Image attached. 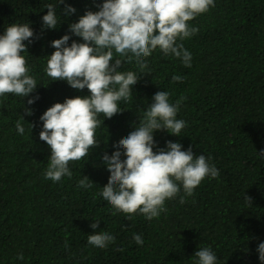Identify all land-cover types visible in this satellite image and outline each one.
Instances as JSON below:
<instances>
[{
    "label": "trees",
    "instance_id": "1",
    "mask_svg": "<svg viewBox=\"0 0 264 264\" xmlns=\"http://www.w3.org/2000/svg\"><path fill=\"white\" fill-rule=\"evenodd\" d=\"M105 0H64L56 8L61 23L45 29L46 5L56 0H0V35L13 23L30 24L34 32L23 53L37 89L27 98L0 96V264H198L200 248H211L217 264H261L257 248L264 243V0H214V7L189 25L199 31L183 41L191 53V67L181 59L164 55L159 48L146 58L142 73L135 60L121 59L120 71L140 76L132 97L120 101L123 111L111 119L99 114L104 124L96 130L99 147L88 156L69 162L72 177L58 182L44 173L50 147L39 139L40 117L55 103L77 96L66 81L46 75L47 57L54 40L69 31L87 11L97 12ZM76 12L65 15L66 7ZM173 76L182 81L173 82ZM158 91L169 93L175 104L181 97L177 119L186 127L178 136L154 132V152L167 142H179L182 150L203 154L218 169L217 178L206 177L191 196L180 193L166 200V211L147 220L140 213L131 219L100 195L110 173L103 164L117 149L113 145L139 125L144 111ZM39 97V99H36ZM35 103L28 105L27 101ZM25 107L32 115L25 114ZM21 121L25 131L18 133ZM34 125L31 130V126ZM122 152L121 160L126 159ZM83 176L94 183L80 188ZM245 195L251 197V206ZM184 196V203L180 197ZM116 212L115 215L113 213ZM99 221L94 231L90 225ZM107 232L114 243L100 249L88 243V235ZM142 235L137 245L135 235ZM122 249V250H121ZM22 254L23 260L17 257Z\"/></svg>",
    "mask_w": 264,
    "mask_h": 264
},
{
    "label": "clouds",
    "instance_id": "2",
    "mask_svg": "<svg viewBox=\"0 0 264 264\" xmlns=\"http://www.w3.org/2000/svg\"><path fill=\"white\" fill-rule=\"evenodd\" d=\"M61 4L64 0L45 6L47 14L42 17L45 29L55 30L61 23L56 12ZM214 6V0H105L99 11H87L77 23L69 25V31L82 38L83 43L73 41L68 46L69 35L52 42L55 51L47 57L46 75L53 81H66L76 90L87 88L90 96L55 103L40 117L43 130L39 139L51 150L44 173L46 179L58 182L64 176L71 178L69 162L79 161L88 156L90 149L99 147L97 128L103 126L105 119L123 111L120 101L131 99L132 87L140 76L133 71H120L123 62L114 58V54L126 57L129 63L135 60L142 73L148 68L146 58L157 48L191 67V53L177 41L195 35L199 29L188 22ZM75 12L70 6L64 10L65 15ZM33 37L28 22L13 23L0 35V96L15 94L27 98L37 89V81L29 75L30 68L23 55L28 53L24 42ZM172 80L179 82L182 77L173 76ZM184 99L181 97L173 104L169 102L168 92H156L135 130L113 145L117 150L111 156L105 153L102 157L110 176L100 195L116 212L126 214L129 219L136 213L149 221L158 218L166 211L165 201L175 198L181 186L185 195L191 196L206 177L214 179L220 175L218 169L209 164L210 158L203 154L195 156L191 147L182 150L179 142L169 141L166 150L153 151L154 132L167 131L179 137L186 127L185 121L176 118ZM27 103L32 105L35 100L29 99ZM24 112L28 116L33 114L27 107ZM99 114L104 115L103 121L98 118ZM21 121H24L22 116L16 128L23 134ZM30 126L32 130L34 125ZM120 149L126 157L124 160H121ZM78 186L90 189L94 183L83 176ZM245 198L251 206V197L245 195ZM184 202L181 196L180 203ZM90 227L95 231L99 221ZM114 241L115 237L107 232L88 235V243L100 249ZM134 241L137 245L144 243L139 234L134 236ZM257 251L264 264V243L259 244ZM194 256L198 264H217L218 261L217 255L207 247L197 250ZM17 258L23 260L24 257L20 254Z\"/></svg>",
    "mask_w": 264,
    "mask_h": 264
}]
</instances>
